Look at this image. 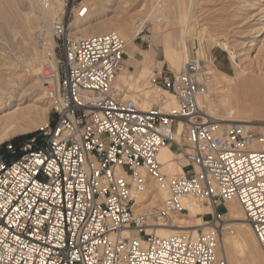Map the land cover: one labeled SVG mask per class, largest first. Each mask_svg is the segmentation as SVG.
<instances>
[{
	"label": "built area",
	"instance_id": "1",
	"mask_svg": "<svg viewBox=\"0 0 264 264\" xmlns=\"http://www.w3.org/2000/svg\"><path fill=\"white\" fill-rule=\"evenodd\" d=\"M60 1L53 40L40 42L54 59L42 70L53 119L19 149L15 136L0 144V264H229L218 208L230 199L242 205L264 254V134L206 114L199 97L213 63L192 58L180 73L158 71L156 83L178 107L142 110L114 85L124 38L81 36L74 23L88 18L93 0ZM167 144L183 154L184 175L163 170L158 152ZM148 177L168 196L161 208L136 214ZM186 197L213 206V231L156 234L189 210Z\"/></svg>",
	"mask_w": 264,
	"mask_h": 264
},
{
	"label": "rangeland",
	"instance_id": "2",
	"mask_svg": "<svg viewBox=\"0 0 264 264\" xmlns=\"http://www.w3.org/2000/svg\"><path fill=\"white\" fill-rule=\"evenodd\" d=\"M97 1L93 0L94 8L91 14L94 19L100 15L102 19H105L103 23H109L111 20L122 21L132 16L131 27L136 32L138 28L136 25L134 26L133 21L136 18V20H139L138 17L145 18V29L141 33H133L132 45H127L126 47L122 66L126 65L125 60L129 59V53L131 52L137 62L130 63L127 66L134 73V77H136L138 68L144 64L149 67V74L146 80H142L139 83L140 88H144L143 93L133 87L127 86L125 91L128 94H135L139 98L143 94L145 96V91L156 90L158 87L167 90V88L162 86L163 84L156 83L157 76L159 75L158 71L163 69L164 75H170L172 71L179 72L173 69L165 59L163 39L169 36L171 42L176 44L179 40L183 24L179 26L173 21L168 23L166 20V22L162 21L156 27L148 19V12L144 14L139 13L138 10L143 5L147 11L153 8V4L164 6L168 16L170 15L169 17L173 18L171 20L182 14L185 18L189 19L187 22L189 23V27L193 26L194 23H198L199 26L197 25L196 31L205 28L212 39L224 43L236 52L235 58L238 57L237 59L241 60L242 66L245 69L264 76V0H112L109 5L103 6H100L101 2L98 1L97 3ZM102 1L106 3L105 1L108 0ZM40 5L47 7L45 0H0V97H3L0 101L3 104L0 107L2 106L6 112H13L15 115H20L23 112L35 114L34 116H37L36 119L39 121V125L34 126L26 133L13 135L15 137L34 132L46 120L49 118L52 120L54 116L52 109L54 101L49 93L48 98L44 96V93L47 92L45 88L48 84L42 74L44 63L40 44L41 40L45 37L43 30L48 31L49 36L51 35L53 21L46 22L45 28L31 26L25 21L26 14H36V12L38 13L43 10ZM188 7L190 8L189 10ZM100 9L101 12L98 14L97 11H100ZM31 22L34 23L33 18ZM99 26L102 28V24H99ZM187 42L192 50L194 45L193 37H188ZM228 52L220 46H216L213 50L216 58L214 63L222 71L234 75L230 53ZM191 53L192 58H196V54L193 51ZM159 81L162 80L160 79ZM222 81L224 84L221 88H211L208 94L215 101V114L220 118L228 114L233 115L235 118L245 119L249 122L243 124L264 134V101L252 103V101L244 100V102L240 99L239 101L243 103L238 102L231 96L234 91H232L230 83L224 78ZM134 82L135 78L131 80V83ZM4 103L8 104L5 105ZM238 105L240 109L237 108ZM242 105L246 108L241 107ZM231 106L237 107L233 109ZM2 107L0 108L1 111L3 110ZM44 107L49 108V112L45 117L40 118L35 112ZM241 108L245 109V111L243 112ZM172 149L176 151L175 148ZM175 159L180 164H184L185 158L182 155L175 156ZM148 180H151L153 184L157 183L151 178ZM161 203L162 200L159 201V204ZM201 203L203 202L201 201ZM202 205H207V203L204 202ZM211 212H203L199 215L202 218L203 225L195 227L196 230L210 229L212 224ZM218 212L220 214H227V205L220 206ZM189 215L190 210H187L184 214H179L180 217L186 219L185 225H196V217ZM225 217V222L230 221V217L227 215ZM173 225H177L174 218L173 224L168 227H172ZM192 229L189 228V230ZM249 243L251 247L249 246L247 249L248 255L257 250L250 234ZM242 264H250L248 257L242 261Z\"/></svg>",
	"mask_w": 264,
	"mask_h": 264
},
{
	"label": "bare ground",
	"instance_id": "3",
	"mask_svg": "<svg viewBox=\"0 0 264 264\" xmlns=\"http://www.w3.org/2000/svg\"><path fill=\"white\" fill-rule=\"evenodd\" d=\"M98 1L101 2L100 6H103V5H109L112 0L105 1L106 3H104L102 0H98ZM45 5L47 7H42L40 5L43 8L41 12L38 13L36 12V14L33 13L26 14L25 21L28 22L31 26L45 28L46 22L53 21L54 23V21L58 19L61 16L62 12L64 11V5L61 3L60 0L58 1L45 0ZM189 9L190 8L188 7V10ZM138 11L141 14L148 12V19L150 20L151 24L156 27L159 26L160 23H162V21L166 22V20L168 23L170 21L171 22L173 21L176 25L179 26L183 24L181 34L179 36V40L177 41L176 44L171 42L169 36H166L163 39L164 53L166 57L165 59L170 63L173 69L179 71L176 73H180L183 70V67L186 64V62L192 59V53H191L192 51L196 54V59L209 60L213 63L210 71L207 73V76L209 77L210 80L208 92L205 95L199 97V103L204 107L206 114L219 118L221 121L226 122L225 124L248 123L249 121L242 118H235L233 115L227 114L225 117L222 118L218 117L215 114V107H216L215 101H213V99H211L210 96L208 95L210 93L209 91L211 88H215V89L221 88L224 84L222 81L224 78L226 81H228V83H230V86L233 89L232 91H234L232 92L233 95L230 93L231 96L233 97V99H236L238 102H241L239 101L240 99L243 101L244 100L252 101V103L264 101V76L257 75L254 72L245 69L242 66L241 60L237 59L238 57L235 58L236 52H234L230 47H228L224 43L212 39L209 36V32L205 28L196 31L198 23H194L193 26L189 27V23H187L189 19L185 18L182 14L181 16L176 17L174 20H171L173 18H170L169 17L170 15L168 16L165 7L157 6L155 4H153V8L150 11H147L144 5ZM100 12L101 9L100 11H97L98 14ZM32 18L34 20V23L31 22ZM136 19L133 21L134 26L136 25L138 28V31L136 30V32L133 31L131 27V22L133 20L132 16L127 17L122 21L111 20L109 23L107 22L108 23L107 24L106 22L103 23L105 19H102L100 15L99 17H96L94 19L93 15L91 14L85 20L75 22L74 28L76 32L81 34V36H90L93 34L103 33L107 31H116L124 38L126 44L131 46L134 38L133 33L134 34L139 32L141 33L145 25L144 23L145 18L143 19L138 17L139 20ZM99 24H102V28L104 27V29H102L99 26ZM43 34L45 36L44 37L45 39L53 40L52 38L53 24H52L51 35L49 36V32L46 30H43ZM188 37L189 38L193 37L194 45L192 47V50L190 49L187 42ZM216 46H220L222 49L229 51L228 53H230L231 64L234 70V75H230L229 73L222 71L220 68L216 66V63H214L216 58L213 54V50ZM41 50L43 52V63L47 61L53 62L54 59L49 60L47 58L45 50L43 49ZM129 54H130L129 59L125 60L126 65L121 66L120 70L118 71L114 85L119 90H125V88L129 86L130 88L133 87L138 91L142 92L144 91V88H140L139 83L142 80H146L148 78L149 67L146 64H144L143 66L138 68L136 77H134V73L131 70H129L127 65H129L130 63H135L137 61L133 53L130 52ZM38 69L40 68L38 67ZM134 78H135V82L131 83V80H133ZM45 89H47V92L44 93V96L48 98V93L50 89L48 87H46ZM126 97L134 98L137 101L138 106L142 110H148L152 106L157 105L161 108L163 112H170L172 109L178 107V102L174 94L169 90L163 89L162 87H158V89L156 90L153 89L151 91L150 90L145 91V96L143 94L139 98H137L135 94H128V93L126 94ZM1 98L3 99V97H0V101ZM1 104L3 103H0V105ZM4 104L7 105L8 103H4ZM234 107L237 106H233L232 108L234 109ZM241 107L246 108L244 107V105H242ZM237 108H239V105ZM241 110L243 109L241 108ZM244 111L245 109L243 110V112ZM48 112H49V108L44 107L41 110H37L35 113L36 115H38V117L41 118V117H45ZM34 115L35 114H29V112H23L20 115L18 114L15 115L13 114V112H9V111L6 112L5 109H3L0 115V144L4 143L6 139L8 140L9 138L13 137V135L15 134L17 135V133H26L27 131L31 130L34 126L39 125V121H37L36 119L37 116ZM45 122H47V120ZM45 122L43 124H45ZM177 153L178 152L173 150L168 144L162 146L159 149L158 159L162 163L163 170L168 174L169 177L185 174L183 165L186 163V161H184V164H180L175 159V156H181V155L183 156V154L180 153L177 154ZM149 178L150 177L147 178V185H148L147 190L145 192L136 193L137 204L134 206V212L136 214L148 210H153L154 208H161L163 205V201L168 196V191L166 189L162 188L158 183L153 184L151 180H148ZM161 200L162 203L159 204V201ZM200 200L203 203L205 202L204 199H197L194 197H186L184 199L185 206L190 210L189 216L196 217L197 220L196 225H185L184 223L186 219L180 217L179 214H175L172 217L175 219L177 225H173L172 227H168L169 225L167 226L162 225L156 227L154 228L156 234L160 236H168L171 234H181L184 231H189L190 233L196 235L198 230H196L195 227H199L203 225L202 218L199 215L202 214L203 212L214 211L210 204L202 205L203 203H201ZM226 205L228 207V213L226 215L230 217V221L222 223V225H224L225 227H224V232L221 236V248L223 249V252L226 254L229 264H242V261L247 257L248 260L250 261V264H264V254L262 248L258 242V239L252 229L249 220L247 219L246 213L244 212L242 205L236 199L228 200ZM189 228H193V229L189 230ZM233 230H235L236 233ZM204 231L212 232L213 228L212 226H210V229L207 230V228L206 229L204 228ZM249 234L252 238V242L256 245L257 250L249 253L248 255L247 249L250 246Z\"/></svg>",
	"mask_w": 264,
	"mask_h": 264
},
{
	"label": "trees",
	"instance_id": "4",
	"mask_svg": "<svg viewBox=\"0 0 264 264\" xmlns=\"http://www.w3.org/2000/svg\"><path fill=\"white\" fill-rule=\"evenodd\" d=\"M33 133H36V132H32V133H28V134H24V135L14 137L12 140H13L16 148L19 149L20 145L24 142V140L27 139ZM2 151L6 152L5 149L3 148V146H2Z\"/></svg>",
	"mask_w": 264,
	"mask_h": 264
}]
</instances>
